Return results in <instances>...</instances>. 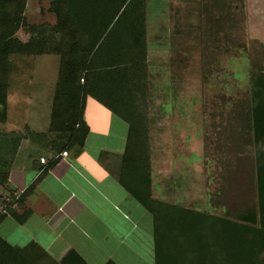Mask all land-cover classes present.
<instances>
[{
  "label": "trees",
  "instance_id": "1",
  "mask_svg": "<svg viewBox=\"0 0 264 264\" xmlns=\"http://www.w3.org/2000/svg\"><path fill=\"white\" fill-rule=\"evenodd\" d=\"M27 1L0 0V120L4 121L7 115L12 56L59 53L63 65L50 130L77 140L78 149L82 147L89 128L84 120V99L81 102L78 96L81 91L85 97H94L129 121V143L121 183L154 215L156 264H258L264 252V98L261 97L264 73L254 76V95L236 102V109L228 118L220 114V125H216L218 137L212 142L227 156L221 193L213 202L225 208L226 216L163 203L153 197L148 119L145 107L139 108L144 105L142 96L133 92L141 85L136 65H143L147 60L146 17L143 18L144 7L138 5L141 0H50L61 32L65 29V32L76 30L79 33L93 28L90 33L95 36L91 41L87 38L89 50L83 56L77 54L80 52L78 42L64 47L67 39L61 36L56 41L53 32L45 27L27 25L31 34L27 42L17 37L19 28L26 25L23 13ZM245 1H203L204 24L216 27V34L226 30L230 36L229 32L240 26ZM132 16L136 18L134 21ZM97 19L99 24L95 27H101V32L92 24ZM120 29L128 35L114 36ZM235 39L221 37L211 42L213 47L228 50L239 45ZM82 78L83 84L80 83ZM223 99L225 103L235 102L232 98ZM69 150L72 148L62 145L57 154ZM58 159L55 156L39 168L47 172ZM0 176V181L4 179L6 184L8 172H0ZM254 185L259 197L262 223L259 228L249 224L256 222V209L245 208L247 193L254 191ZM243 209L247 212L243 213ZM168 232L173 238L167 237ZM167 240L173 247L164 245ZM63 263L87 264L75 251H71ZM0 264L32 263L0 237Z\"/></svg>",
  "mask_w": 264,
  "mask_h": 264
},
{
  "label": "rangeland",
  "instance_id": "2",
  "mask_svg": "<svg viewBox=\"0 0 264 264\" xmlns=\"http://www.w3.org/2000/svg\"><path fill=\"white\" fill-rule=\"evenodd\" d=\"M203 1L206 0L138 2V5L145 8L143 18L145 15L148 48L147 60L143 65H136L141 85L140 89H133V92L142 96L144 105L139 108L145 107L148 119L150 157L158 197L161 195L159 175L163 150L167 152L169 147H174V152L170 151L171 168L167 170L168 190L161 196L185 206L200 204L201 210L226 216L225 208L213 201L221 193L227 155L218 150L213 142L218 137L215 132L218 131L216 125L221 122L220 114L228 118L236 109V102L253 96L254 76L264 73V0H244L240 26L235 31L227 29L230 36L226 30L216 34V27L204 24ZM52 6L50 0H28L23 13L26 25L19 28L17 37L27 42L31 37L27 25L45 27L53 32L56 41L61 36L67 39L68 44H64V47L78 42L80 48L77 50L80 52L77 54L83 56L89 50L87 38L90 37L91 41L95 36L90 33L93 28L84 29L85 32L80 30L79 33L76 30L65 32V29L61 32L57 26L58 16ZM132 17L134 21L136 18ZM92 24L97 29L95 26L99 24L98 19ZM97 30L101 32V27ZM126 35L128 33L124 29L114 34L117 37ZM221 37L236 38L239 45L228 50L213 47L211 41ZM12 62L7 115L4 121L0 120L1 173L10 171L13 164L19 168L23 165L28 168L32 161L40 160L41 156L49 158L52 152L57 154L62 145L74 151L79 148L77 140L50 130L53 103L63 65L61 55H15L12 56ZM80 83H85L83 78ZM78 96L81 102L84 99V103L89 97H85L82 91ZM224 97L232 98L235 102L225 103ZM261 97L264 98V93ZM166 102H169V106ZM171 118L175 122H170ZM174 124L179 126V135ZM166 127L169 129L165 130ZM164 131L166 134L162 137ZM162 142H166V149L162 150ZM177 143L181 146H177ZM5 189L7 186L2 179L0 212L6 200L16 196V191L6 193ZM246 201L245 208L248 207L250 211L256 209V222L249 224L261 227L259 197L255 185L254 191L247 193ZM244 212L247 210L243 209ZM169 235L170 232L167 237ZM164 245L173 247L170 240L164 241ZM151 261L154 264L155 252L147 256L145 264H152ZM258 264H264V252L258 258Z\"/></svg>",
  "mask_w": 264,
  "mask_h": 264
},
{
  "label": "crops",
  "instance_id": "3",
  "mask_svg": "<svg viewBox=\"0 0 264 264\" xmlns=\"http://www.w3.org/2000/svg\"><path fill=\"white\" fill-rule=\"evenodd\" d=\"M84 120L89 131L80 149L41 156L28 168L12 165L5 191H16V196L0 212V237L32 264H64L71 251L87 264H145L155 252L156 264L154 215L121 183L129 121L92 96L85 101ZM161 148L166 149V142ZM173 149L163 150L161 195L168 190ZM55 156L59 159L43 172L41 164ZM151 169L155 199L204 211L200 204L191 207L158 197L152 161Z\"/></svg>",
  "mask_w": 264,
  "mask_h": 264
}]
</instances>
